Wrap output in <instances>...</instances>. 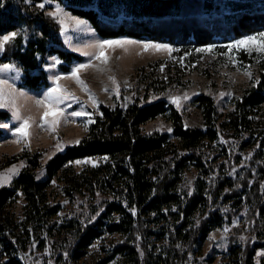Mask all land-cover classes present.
Segmentation results:
<instances>
[{
  "label": "trees",
  "instance_id": "trees-1",
  "mask_svg": "<svg viewBox=\"0 0 264 264\" xmlns=\"http://www.w3.org/2000/svg\"><path fill=\"white\" fill-rule=\"evenodd\" d=\"M201 1L196 12L191 0H0V34L19 30L0 63L14 65L19 89L38 92L50 86V57L63 73L82 61L64 47L49 2L80 16L100 39L148 37L185 51L264 19V0ZM237 58L256 63L253 53ZM144 70L127 104H100L78 142L45 161L44 150L4 162L22 169L0 186V264H76L103 234L115 236L103 264L116 257L120 264H203L202 243L224 227L232 264H264V254L256 256L264 253V59L230 112L219 114L212 96L194 98L202 127L185 125L172 104L153 99L147 91L159 76ZM158 117L170 133L144 130ZM85 158L100 161L72 167ZM53 182L67 205L55 201Z\"/></svg>",
  "mask_w": 264,
  "mask_h": 264
},
{
  "label": "rangeland",
  "instance_id": "rangeland-1",
  "mask_svg": "<svg viewBox=\"0 0 264 264\" xmlns=\"http://www.w3.org/2000/svg\"><path fill=\"white\" fill-rule=\"evenodd\" d=\"M191 1L194 3L192 11L198 12L202 1ZM47 4L51 7L49 9L51 13L55 10L57 3L49 2ZM217 19L221 20V16ZM199 20L206 21L208 28L214 26L213 22L207 20V17H202ZM256 20H250L252 30H245L246 32L242 35L264 31V19L257 17ZM161 24L164 26L171 25L168 22ZM87 26L91 28L88 23ZM242 35H229L227 33L225 36L214 35L213 43L207 44L213 45V48L201 51H197V49H202L205 45L193 46V48L185 51L180 50L175 41H155L148 37L130 38L134 41L151 40L161 44H170L172 48L171 50H156L151 47L145 49L144 45L137 43L126 44L123 47L113 46L106 49L109 59L105 64L93 58L91 54L94 53V48L85 47L91 41L100 39L94 30L87 32L69 28L66 35L60 33L64 47L83 57L82 61L74 62L72 66L77 63H85L88 60H92V64L96 65V67L89 66L80 70V79L86 85L87 90L73 78L61 77L59 83L76 99L62 101L63 114L60 117V122L53 128L41 123L40 117L43 106L36 103V99L42 97L47 88L38 92L24 90L25 95H18L16 103L21 114L30 115L32 118L27 143L23 140L17 142L16 135L12 132V128L18 126V121L13 118L11 107H0V111L8 114L5 119H0V173L11 177L6 182L0 183V186L8 185L22 169L21 164L16 162L4 167L5 161L17 158L23 153L43 152L44 150L43 159L45 161L55 153L61 152L65 146L77 141L84 134L93 115L98 114L97 108L100 104L113 105L117 100H120L123 105H126L130 96V88L140 78L143 68H145L144 72H147V75L155 72L159 76L158 81L153 85L149 84L147 93H151L153 99H162L167 104H172L182 114L185 125L202 127L200 111L193 103L194 98L201 94L214 98L219 114L230 112L234 100L242 94L245 88L250 87L253 80L258 77V69L264 59V53L257 52L255 48L248 50L244 47L237 48L235 45L229 48V43L239 39ZM77 48L80 50L77 51ZM244 51L254 54L256 57L254 65L241 63L238 60L237 55L239 56V53ZM85 52L90 53V55H84ZM48 64L55 65L51 69L48 68L50 86H52L53 81L50 77L63 72L57 69L56 59H50ZM72 66L68 72L71 71ZM110 77L115 78V85ZM19 78V72L13 67L0 71V79L15 85L17 89H19L17 87ZM5 88L7 90V85ZM139 90L141 94V87ZM89 95L94 98L95 103H93V99H89ZM171 96L181 97L179 107L169 99ZM77 111L83 112L84 115L73 116L72 113ZM4 124H7L8 127H4ZM156 129L170 133L171 126L168 121L161 117L146 123L144 126L146 131ZM98 161H100L98 158L79 161L78 163L75 162L72 167L79 170L88 163L93 165ZM13 165L16 166L15 171H10ZM57 186V183L53 182L50 189L55 201L61 202L65 206L67 200ZM234 224L238 225L240 221L237 220ZM228 231L229 227H224L215 229L208 234L200 247V257L204 260L203 264H232L227 252ZM114 238V235L103 234L99 239L92 242L84 256L76 264H103V249ZM263 254L262 251L256 252L257 257ZM104 264H120V258L116 257Z\"/></svg>",
  "mask_w": 264,
  "mask_h": 264
},
{
  "label": "snow or ice",
  "instance_id": "snow-or-ice-1",
  "mask_svg": "<svg viewBox=\"0 0 264 264\" xmlns=\"http://www.w3.org/2000/svg\"><path fill=\"white\" fill-rule=\"evenodd\" d=\"M39 6L44 7L43 2H41ZM50 15L58 19L60 24V32L64 33L65 35L67 34V30L69 28L87 32L93 31L90 27L87 26V22L84 19H82L80 16H75L72 15L70 12L65 11L59 3L56 4L55 10H53ZM18 31L19 30L8 31L4 34H0V51H3L6 48V45L17 36ZM131 43L142 44L144 45L145 49L151 47L156 50H171L172 48V45L170 44H161L151 40L134 41L125 36L115 37L111 39H96L91 41V43L89 45H86L85 47L94 48L95 51L91 54L93 58L100 61L101 63L106 64L109 59L106 53L107 48L113 46L123 47L124 45ZM233 45H235L237 48L244 47L248 50L255 48L257 52L264 53V31L242 35L239 39L231 41L229 43V48H231ZM212 48L213 45H205L202 49H197V51L211 50ZM76 50L79 51L80 49L77 48ZM84 55L88 56L90 55V53L85 52ZM50 59L56 58L50 57ZM89 66L96 67V65L92 64V60H88L85 63L74 64L70 72L60 73L50 77V79L53 81L52 86L46 89L42 97L36 99V103L38 105L43 106V112L40 117L42 124H47L50 128L55 127L60 122V117L63 114L62 101L66 99H76L74 95H72L64 86L59 83L61 77H71L77 83L81 84L82 87H85V90H87L86 85L80 79L79 73L81 69L87 68ZM12 67H14V65L12 64H0V71ZM44 67L51 69L55 67V65L45 64ZM110 79H112L113 84L115 85V78L110 77ZM6 85L7 90L5 88ZM18 95H25L24 89H17L15 85L8 84L7 81L0 79V107H11L12 116L15 120L18 121V126L13 127L12 132L16 135L17 142L23 140L25 143H27V138L30 136V126L32 118L30 115L21 114L20 108L17 106L16 103ZM89 99H93V103L96 102L91 95H89ZM169 99L172 100L173 103H176L179 107L181 97L171 96L169 97ZM72 115L78 116L84 115V113L77 111L73 112ZM3 126L8 127L7 124H4ZM78 162L79 161H77V163ZM15 168L16 166L13 165L10 171H15ZM9 179H11L10 176H6L4 173H0V183H4Z\"/></svg>",
  "mask_w": 264,
  "mask_h": 264
}]
</instances>
